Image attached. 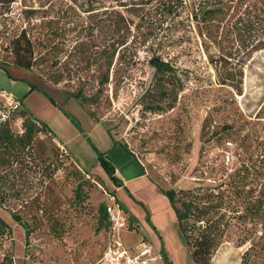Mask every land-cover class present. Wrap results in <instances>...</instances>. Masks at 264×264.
I'll return each mask as SVG.
<instances>
[{
  "label": "rangeland",
  "instance_id": "obj_1",
  "mask_svg": "<svg viewBox=\"0 0 264 264\" xmlns=\"http://www.w3.org/2000/svg\"><path fill=\"white\" fill-rule=\"evenodd\" d=\"M156 1L143 8H128L123 5L126 0L0 3V67L16 66L13 50L20 46L16 36L25 30L32 42V66L23 69V74L59 102L64 97L73 99L79 110L68 108L87 131L89 117L102 123L110 137L138 158L162 195L171 188H212L241 166L247 169L245 190L260 188L264 183V48L244 64L240 88L221 84L209 58L215 50L235 52L239 49L235 39L220 40L214 46L203 40L188 16L191 0H184L170 17L162 5L154 8ZM83 2L94 10L83 11ZM246 5H255L259 14L264 0L229 3L218 38L227 35L229 22ZM117 13L129 25L124 39L120 36L115 42L119 35L111 36L113 26L106 29L105 19L117 18ZM104 48L112 52L110 65L104 61ZM157 57L174 68L168 88L154 87L150 61ZM11 74L17 72L0 68V90L23 97L27 82L13 85ZM103 74L108 75V82L101 84ZM78 92L85 99L67 95ZM4 106L0 97V108ZM21 121L16 113L7 120L14 134L22 132ZM80 138L87 148L68 149L52 135L39 133L31 155L14 159L7 154L3 185L7 197L0 206V218L11 227V233L0 237V259L9 254L12 264H88L111 243L113 232L107 218H101L100 206L113 195L93 166L89 144ZM69 143L75 146L78 139ZM130 198L141 207L139 200ZM241 201L235 200L239 209ZM168 208L174 212L170 201ZM12 213L26 224L27 243L25 231ZM231 216L211 264H240L241 253L251 243L244 237L249 234L244 226L252 228V220ZM128 225L129 219L119 236L126 247L135 249L146 236L140 223L135 229ZM166 235L179 264H193L176 222L168 225ZM254 260L264 264L255 251L245 264Z\"/></svg>",
  "mask_w": 264,
  "mask_h": 264
},
{
  "label": "trees",
  "instance_id": "obj_2",
  "mask_svg": "<svg viewBox=\"0 0 264 264\" xmlns=\"http://www.w3.org/2000/svg\"><path fill=\"white\" fill-rule=\"evenodd\" d=\"M15 0H0L1 4H11ZM123 5H128L133 8H143L148 6L152 0H134L133 2H127ZM184 0H158L154 8H159L162 5L164 11H166L168 17L178 11L179 8L184 5ZM192 3L188 8V16L197 24L199 35L204 38L208 43L212 45H218L220 40L223 42H229L230 39H235L239 49H235V52L221 50H215V53L210 55V63L218 76L219 83L231 86L232 88H240L242 83V70L246 61L252 56V54L264 48V6L259 7V14L256 13V7L246 5L244 10L229 22V29L227 35L223 38H218L219 29L222 23L226 19L227 5L234 0H191ZM87 5V6H86ZM83 2L80 6L83 11L88 12L94 10ZM107 22L105 28L113 26L111 36H115L114 41H119L121 36L124 39L125 30L128 28L129 23L127 19L117 13V18L105 19ZM110 25H109V24ZM125 28V29H124ZM124 29L122 34H119ZM121 39V42L123 41ZM16 40L19 41L17 45L18 49L13 50L14 64L22 68H30L32 66V42L28 37L25 30H21L19 35L16 36ZM124 42H122L123 44ZM206 44V43H205ZM108 48H104L102 55L107 65L111 64L112 52L107 51ZM233 60V63L231 62ZM151 66L154 68V87L155 88H168V85L172 83L170 77L174 72L173 66L169 61H164L160 58H152L150 61ZM229 65L231 66L229 68ZM108 75L103 74L99 83H107ZM153 87V88H154ZM39 88L33 84H30V89ZM40 90V89H38ZM46 95L50 103L57 106L53 99ZM68 96L85 99L80 93L67 94ZM64 116L70 121V123L78 130V132L84 136L85 140L96 153L100 166L105 171L107 176L119 186H122V182L117 178L114 173V166L107 159L106 155L99 151L90 137L84 132L79 120L67 112L64 108L58 106ZM18 114L22 119V132L14 134L8 127L7 120L10 115ZM49 134L55 138V134L50 130L46 123L35 118L28 109L22 107L19 103L17 110L12 111L9 116L4 120H0V206L4 203L7 194L3 189L4 180L6 178L7 170L5 165L9 162L7 154L16 159L17 156L26 157L31 155V149L34 146L33 141L36 139L37 134ZM114 143H120L116 139L112 138ZM125 149L128 147L120 143ZM29 153V154H28ZM132 154V153H131ZM133 155V154H132ZM247 182V169L243 166L236 169L233 174L228 176L227 181H222L219 184L211 187L198 186L188 189H168L162 191V193L171 202L174 208L176 224L178 231L185 243V246L189 253V258L194 264H211V257L215 250L220 246L225 231L230 227L228 219L236 215V218L243 220L250 218L253 225L252 228H245V231L249 234L244 236L247 239L250 238L251 243L241 253L240 264H245L249 260L252 251L259 253L262 261H264V183L260 188H249L245 190ZM78 190V187L76 188ZM128 192V190L125 188ZM129 196H132L128 192ZM241 198L240 204L242 207L239 209L235 206V200ZM139 204L138 202H136ZM141 207L146 214V220L149 222V213L142 202ZM121 206V204H120ZM122 207V206H121ZM123 208V207H122ZM101 218L106 219L105 205L100 206ZM129 229H135L136 218L131 214H128ZM12 218L16 221L25 231V243L28 242L29 230L26 224L21 220L19 214L12 213ZM127 219V221H128ZM260 226L257 230L255 227ZM11 233V227L0 218V237L3 235H9ZM249 235H253L249 237ZM248 237V238H247ZM244 243V241H243ZM164 262L171 264L167 256L163 252V248L160 249ZM254 260L252 264H257ZM0 264H12V260L9 254H5L0 259Z\"/></svg>",
  "mask_w": 264,
  "mask_h": 264
},
{
  "label": "crops",
  "instance_id": "obj_3",
  "mask_svg": "<svg viewBox=\"0 0 264 264\" xmlns=\"http://www.w3.org/2000/svg\"><path fill=\"white\" fill-rule=\"evenodd\" d=\"M7 67L13 68L14 71L17 72V74L9 75L11 84L14 85L16 81L27 82L26 88H22V90H25L23 97H14L15 95H12V93H8V95L17 100L22 107L28 109V111L35 118L46 123L50 130L55 134V138L60 145H64L68 149L83 147L85 144L82 142L83 139L80 138L82 135L76 128H74L67 117L64 116L58 108V106H60L72 114V111L69 110L68 106L71 105L76 107L73 99H67L64 97L59 102V99L57 100L51 97L35 79H30L28 76L26 77L23 74V69L25 68L14 65ZM7 67L5 66L0 68L6 69ZM25 73H28V71ZM30 84L39 88L30 89ZM38 89L48 94L57 106L51 104L46 95ZM0 91L4 92L2 89ZM79 107L80 111L83 113L81 106ZM76 108L79 110L78 107ZM88 119L89 131H87V129L80 123L81 127L90 137L94 145H97L96 148L103 152L107 159L112 163L115 175L122 182V186H119L116 185L109 177L108 179L105 176L106 173L104 174L105 171L102 170L100 163L98 162L96 153L92 149L90 150L88 148L93 155V159H95L93 166L100 172L101 178L107 182L108 190L112 192L116 202L126 208L128 214L135 216L136 223L138 225L140 223L141 232L146 236L145 239L151 242L152 238H154V241H152L154 244H152L158 249H161V247L163 248V252L167 256L170 263L179 264L176 251L173 249V245L171 246L168 242L166 235L168 225L172 222H176L175 213L168 208V198L160 194L161 191L158 189L155 181L150 177L146 168L134 154L132 155L130 151L125 149L120 144L121 142L114 143L102 123L91 120L90 117ZM82 137L84 138V136ZM73 138L76 140L78 139V144L75 146H71L69 143ZM85 147L87 148L86 145ZM125 188L135 199L139 200L144 204V206H146L149 211L150 225L145 222L146 214L144 210L138 204L134 203Z\"/></svg>",
  "mask_w": 264,
  "mask_h": 264
},
{
  "label": "built area",
  "instance_id": "obj_4",
  "mask_svg": "<svg viewBox=\"0 0 264 264\" xmlns=\"http://www.w3.org/2000/svg\"><path fill=\"white\" fill-rule=\"evenodd\" d=\"M0 97L5 100V106L0 108V120H4L9 113L18 109L19 102L3 91L0 92ZM105 213L113 238L100 256L88 264H166L160 249L145 238L135 249H129L123 244L119 231L127 226L128 221L113 196H110V202L105 204Z\"/></svg>",
  "mask_w": 264,
  "mask_h": 264
}]
</instances>
